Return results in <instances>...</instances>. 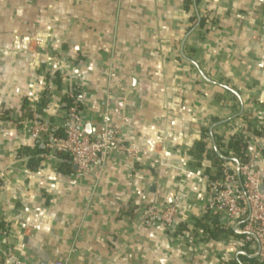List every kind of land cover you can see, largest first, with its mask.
Returning a JSON list of instances; mask_svg holds the SVG:
<instances>
[{"label":"crops","instance_id":"obj_1","mask_svg":"<svg viewBox=\"0 0 264 264\" xmlns=\"http://www.w3.org/2000/svg\"><path fill=\"white\" fill-rule=\"evenodd\" d=\"M70 88L92 138L107 117L136 153L79 173L33 139ZM233 137L264 139V0H0V264H248L205 211Z\"/></svg>","mask_w":264,"mask_h":264},{"label":"built area","instance_id":"obj_2","mask_svg":"<svg viewBox=\"0 0 264 264\" xmlns=\"http://www.w3.org/2000/svg\"><path fill=\"white\" fill-rule=\"evenodd\" d=\"M75 93L76 89L70 88L68 97L72 100V106L66 110L58 126L62 134L54 133L49 124L36 122L31 129V137L42 141L49 154L67 156L79 173L103 167L111 152L135 154L133 148L117 142L121 127L112 125L107 117L99 126L96 138L87 133L78 112L79 103ZM255 143L256 151L250 153L245 161H240L233 154V161L221 166L216 180L205 178L208 184L205 211L209 219L215 215L224 216L231 231L241 237V254L247 258L257 257L264 263V191L263 180L256 168L260 155L264 153V139ZM218 157L226 159L220 153ZM177 215L178 210L174 205L164 210L151 205L142 212L144 221L159 220L167 228L172 226ZM0 236L4 234L0 232ZM55 264H66V260Z\"/></svg>","mask_w":264,"mask_h":264},{"label":"trees","instance_id":"obj_3","mask_svg":"<svg viewBox=\"0 0 264 264\" xmlns=\"http://www.w3.org/2000/svg\"><path fill=\"white\" fill-rule=\"evenodd\" d=\"M75 96H77V94L75 93ZM63 101H64V103H65V108H66V110L68 109V108H70L71 106H72V100L70 99V98H68V96L67 97H65L64 99H63ZM45 104H44V102H42L41 104H39L38 105V107H39V109L41 110H43L44 109V106ZM78 112H79V115H80V106L78 105ZM52 129H53V131H54V133H59V134H62V132H60V130L59 129H57L56 127H52ZM59 131V132H58ZM247 145H248V143H245V142H243L242 141V139L241 138H239V137H233L231 140H230V142L228 143V149L229 150H231L232 152H233V154L240 160V161H245L246 160V158H247V155L245 154V150H246V147H247ZM202 146H203V144H202ZM24 152L26 151V149H24L23 150ZM45 152V150H39V153L40 154H43ZM214 158V157H213ZM32 160V161H31ZM219 160V159H218ZM35 162V163H37V161L36 160H33V157H31L30 159H29V162H28V167H29V165H30V163L31 162ZM31 167V166H30ZM217 179V178H216ZM214 180V179H213ZM168 207H170V205H168L167 207H164V208H162V209H160V210H164V209H166V208H168ZM145 210V209H144ZM153 221H155V220H153ZM242 260L243 261H245V262H247L248 264H264L263 262H260L259 261V259L257 258V257H255V258H247V257H242ZM233 264H238V263H236V262H233Z\"/></svg>","mask_w":264,"mask_h":264},{"label":"water","instance_id":"obj_4","mask_svg":"<svg viewBox=\"0 0 264 264\" xmlns=\"http://www.w3.org/2000/svg\"><path fill=\"white\" fill-rule=\"evenodd\" d=\"M86 131L89 134V126L86 127Z\"/></svg>","mask_w":264,"mask_h":264}]
</instances>
